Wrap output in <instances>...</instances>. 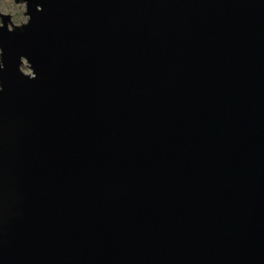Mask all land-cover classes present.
Returning <instances> with one entry per match:
<instances>
[{
  "label": "water",
  "instance_id": "1",
  "mask_svg": "<svg viewBox=\"0 0 264 264\" xmlns=\"http://www.w3.org/2000/svg\"><path fill=\"white\" fill-rule=\"evenodd\" d=\"M16 2L0 264H264V0Z\"/></svg>",
  "mask_w": 264,
  "mask_h": 264
},
{
  "label": "rangeland",
  "instance_id": "2",
  "mask_svg": "<svg viewBox=\"0 0 264 264\" xmlns=\"http://www.w3.org/2000/svg\"><path fill=\"white\" fill-rule=\"evenodd\" d=\"M0 10L6 14H11L13 16V23L15 25L25 23L29 18L27 15H25L26 4L21 2L17 3L16 0H0ZM22 68L27 73L32 72V70L29 69L27 65H23Z\"/></svg>",
  "mask_w": 264,
  "mask_h": 264
},
{
  "label": "flooded vegetation",
  "instance_id": "3",
  "mask_svg": "<svg viewBox=\"0 0 264 264\" xmlns=\"http://www.w3.org/2000/svg\"><path fill=\"white\" fill-rule=\"evenodd\" d=\"M0 21H1V19H0Z\"/></svg>",
  "mask_w": 264,
  "mask_h": 264
}]
</instances>
